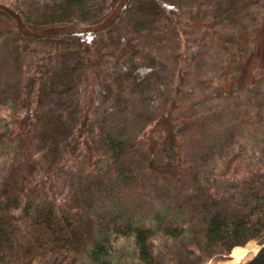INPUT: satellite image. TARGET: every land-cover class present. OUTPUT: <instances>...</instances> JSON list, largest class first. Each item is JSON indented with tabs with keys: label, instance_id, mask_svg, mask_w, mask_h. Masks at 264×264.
I'll return each instance as SVG.
<instances>
[{
	"label": "trees",
	"instance_id": "obj_1",
	"mask_svg": "<svg viewBox=\"0 0 264 264\" xmlns=\"http://www.w3.org/2000/svg\"><path fill=\"white\" fill-rule=\"evenodd\" d=\"M229 1L128 0L95 36L30 37L0 10L17 31L0 58V264H204L254 239L241 264H264V155H212L235 124L196 116L201 90L243 78L189 57L194 10ZM98 2L0 1L33 31L82 26ZM95 78L116 103L103 118L82 105Z\"/></svg>",
	"mask_w": 264,
	"mask_h": 264
},
{
	"label": "rangeland",
	"instance_id": "obj_2",
	"mask_svg": "<svg viewBox=\"0 0 264 264\" xmlns=\"http://www.w3.org/2000/svg\"><path fill=\"white\" fill-rule=\"evenodd\" d=\"M100 1L79 17L82 26L87 25L86 21L99 23L104 20L119 0ZM219 8L222 9L220 13L209 12L211 9L196 8L192 14L190 20L195 26L190 27L188 31V38L193 40V47L189 51L192 68L199 73L221 76V80H225L223 74H226V70L241 72L243 78L234 91L228 92L225 88L201 90L198 98H204L205 102L196 105V116H218L221 121L226 122L228 119L235 124L212 155L218 154L228 158L231 154L240 152L260 159L264 155V0H230ZM14 27L10 16L0 13V58L11 49L12 39L17 36ZM98 31H94L92 36ZM151 69L145 64L140 65L133 71L132 76L138 82ZM156 69L158 70L157 67ZM166 71L172 73L168 66ZM165 75L166 72L162 71L160 78L154 79L155 85L162 81ZM118 78L122 80V77ZM170 82L168 80L166 85ZM124 84L127 87L135 85L134 82ZM122 89L125 92L119 97L123 102L129 91L124 87ZM81 97L82 105L89 109L92 118H103L116 108L113 100L106 99L103 84L97 78L82 90ZM245 245L248 250L257 249L256 251L261 247L255 239ZM230 253L221 259L207 262L230 261Z\"/></svg>",
	"mask_w": 264,
	"mask_h": 264
},
{
	"label": "water",
	"instance_id": "obj_3",
	"mask_svg": "<svg viewBox=\"0 0 264 264\" xmlns=\"http://www.w3.org/2000/svg\"><path fill=\"white\" fill-rule=\"evenodd\" d=\"M128 0H119L115 8L111 11V13L101 22L90 24L86 26H73V25H63V26H48L42 28L40 30H30L24 23L23 20L16 10L11 8L10 6L0 3V10L6 11L11 16L15 18L17 28L25 35L30 37H40L45 34H69L75 32H94L96 30H102L111 25L117 17L121 14L125 4Z\"/></svg>",
	"mask_w": 264,
	"mask_h": 264
},
{
	"label": "bare ground",
	"instance_id": "obj_4",
	"mask_svg": "<svg viewBox=\"0 0 264 264\" xmlns=\"http://www.w3.org/2000/svg\"><path fill=\"white\" fill-rule=\"evenodd\" d=\"M259 248V247H257ZM257 250V249H256ZM254 249H247L246 245L245 246H235L231 253L230 256L232 257V259L230 261H225V262H207L205 264H241V262H243L247 257H250L251 255H253L254 253H256L257 251Z\"/></svg>",
	"mask_w": 264,
	"mask_h": 264
}]
</instances>
